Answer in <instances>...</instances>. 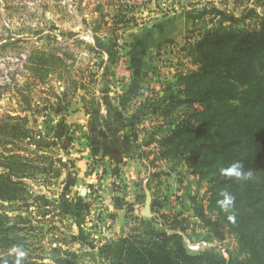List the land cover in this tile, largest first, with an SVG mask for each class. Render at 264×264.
<instances>
[{
  "label": "rangeland",
  "instance_id": "1",
  "mask_svg": "<svg viewBox=\"0 0 264 264\" xmlns=\"http://www.w3.org/2000/svg\"><path fill=\"white\" fill-rule=\"evenodd\" d=\"M128 1L133 7V14L128 18L134 15L137 23L126 25L118 38H112L107 32L108 16L116 13L119 4L112 6L109 0H0V120L7 115L29 120L26 125L29 138L16 140L14 145L5 148L29 158L37 167L23 180L27 201L0 202V214L10 219V225L16 224L23 230L20 236L27 248L22 251L0 247V264H17L16 253H23L38 263L109 264L105 250L101 247L96 251L95 237L92 241L81 234L83 225L86 230H95L93 218L99 215L96 198L102 201L106 212L108 205L104 201L107 199L114 204L116 200L124 203L126 210L129 204L133 205V212L126 218V230L122 228L114 234V241L143 223L148 234L158 232L167 238L175 233L181 235L190 254L213 251L228 259L231 255L240 260L246 257L236 236L230 234L219 214L210 210L208 184L191 172L186 157L176 161L158 159L155 144L158 139L152 141V138L155 132L161 138L162 133L166 135L168 123L152 110L153 105L166 97V90L175 85L178 74L196 69L184 51L190 42L220 24L252 29L264 11L256 7V0ZM157 11L204 14L205 21L197 33L184 39L186 43L158 53L146 73L143 87L130 92L133 64L124 35L127 29L147 21ZM98 45L103 52L93 50ZM32 53L47 58L56 56L63 63L51 67L42 80L27 68L26 62ZM117 53L129 57L130 72L126 78L115 76ZM104 66L109 68L106 78L115 98L129 93L132 98L140 99L137 106L122 109V113H129L128 119L123 117V126L136 128L132 129L134 134L137 130L145 134L141 143L145 158L143 163L128 160L122 169L109 161L95 162L89 158V167L95 173L100 171L95 174L96 184H87L84 193L74 190L72 195L68 193L69 186H76L79 181L75 162L89 138L86 125L80 120L68 122V118L78 111L90 116L87 111L92 108L96 80ZM26 98H29V107ZM136 120V123L142 120L139 123L142 129L134 123ZM4 141L0 134V174L4 172L1 155H10L5 152ZM131 168L133 176L129 173ZM145 188L153 199L151 219L142 215ZM112 214L108 215L111 219L115 217ZM164 216L167 225L162 224ZM19 217L26 225L18 224ZM103 242L107 245L108 241Z\"/></svg>",
  "mask_w": 264,
  "mask_h": 264
},
{
  "label": "trees",
  "instance_id": "2",
  "mask_svg": "<svg viewBox=\"0 0 264 264\" xmlns=\"http://www.w3.org/2000/svg\"><path fill=\"white\" fill-rule=\"evenodd\" d=\"M109 1L112 6L119 4V8L108 16L107 32L118 38L123 27L137 22L134 15L128 18L133 14L131 1ZM254 4L264 11V0ZM102 49L100 45L93 47L98 52ZM184 51L196 69L178 74L175 85L166 90V97L153 105V114L168 123L166 135L155 141L158 159L176 161L186 157L191 172L208 184L210 210L217 212L230 234L236 236L246 257L240 260L231 255L228 259L213 251L190 254L181 235L167 238L158 232L148 234L141 223L140 228L130 229L126 236L104 247L105 260L109 264H264V15L258 17L252 29L214 26ZM62 63L56 56L32 53L26 65L36 78L45 80L49 69ZM28 99L25 101L29 107ZM93 106L94 99L87 111L91 116ZM1 121L4 148L29 138L27 117L7 115ZM5 152L10 155H1L4 172L0 174V202H25L23 180L37 167L17 152L13 154L7 148ZM137 156L145 158L142 153ZM233 164L240 166L239 179L221 171ZM226 195L232 198L227 208L221 205ZM117 205L125 207L124 203ZM127 207L126 218L133 212V205ZM18 220L19 225H26L21 217ZM162 224H168L166 216ZM18 227L0 214V247L26 251L20 236L23 230ZM15 255L17 264H54L31 261L23 253Z\"/></svg>",
  "mask_w": 264,
  "mask_h": 264
},
{
  "label": "crops",
  "instance_id": "3",
  "mask_svg": "<svg viewBox=\"0 0 264 264\" xmlns=\"http://www.w3.org/2000/svg\"><path fill=\"white\" fill-rule=\"evenodd\" d=\"M187 10L189 11L190 9ZM200 11L201 9H198V12ZM204 21V14L192 15L185 12L161 14L160 11H157L147 21H141L138 26L127 29L124 35V42L128 46L133 64V81L129 91L137 90L139 86L143 87L146 73L149 71L150 65L153 62L152 60L156 58L158 53H165V51L170 50L171 47L181 42L186 43L184 39L193 36L194 32L197 33L196 30ZM105 56L108 60V55L105 54ZM106 70L107 67H102L96 80L93 115L86 116L83 111H78V113L68 118V122L80 120V123L86 125L89 138L87 146L81 148L83 149V153H79L81 156L75 162L76 168L79 171V181L76 186L72 185L70 187L69 182L66 185L69 186L68 193L72 195L74 194L72 193L74 190L84 193L87 184H96L95 174L100 171L96 170L95 173V170L89 167L87 163L89 158H99L104 163L109 161L113 165L121 167V169L123 168V164L128 162V160H133V162L140 161L141 163L144 161L138 159L137 154L142 153L141 151L144 147L141 146V143L145 134L138 130L134 134L132 129L136 130V128L123 126V117L128 119L129 113L126 111L122 113L123 108L128 109L129 106L135 104L137 106L140 99L132 98L129 93H126L121 98H115L107 83ZM136 122L137 120L134 123ZM138 122L140 123L142 120ZM139 123L136 124L139 129H142L143 126ZM163 134L165 135V133H162V136H164ZM154 137L152 141L161 138L156 132ZM123 171L126 172L128 170L124 168ZM132 171L133 169L131 168L129 173L133 176ZM105 202L108 205L105 225L108 229L107 243L109 244L111 241H114V234L119 233L120 229L124 228L126 230V225L128 224L126 220L127 210L125 207L120 209L116 201L115 204L114 201H110L109 199ZM111 213L115 215L113 219L108 216ZM87 230L83 225L81 234L91 240L94 237L93 240L97 239L96 229L92 232L91 230ZM104 245L101 242L98 243L96 240V251L100 250L101 247V249H104Z\"/></svg>",
  "mask_w": 264,
  "mask_h": 264
},
{
  "label": "built area",
  "instance_id": "4",
  "mask_svg": "<svg viewBox=\"0 0 264 264\" xmlns=\"http://www.w3.org/2000/svg\"><path fill=\"white\" fill-rule=\"evenodd\" d=\"M133 2L140 3L142 2V0H135V1L133 0ZM118 58L119 59L115 64V68H114L115 76L117 78H126L129 76V72H130L128 69L129 57L127 55L119 53ZM167 74H169V72H167ZM164 78L165 77H163V79ZM157 88L158 89L160 88V84H158ZM101 203L102 201L99 198L98 199L96 198V208L99 207V209L96 211L98 212L99 215L93 218L92 226L96 229V236H97L96 240L98 241V243L101 242L105 244L103 240H108L107 227L104 222V219H106V209L103 207V204Z\"/></svg>",
  "mask_w": 264,
  "mask_h": 264
},
{
  "label": "clouds",
  "instance_id": "5",
  "mask_svg": "<svg viewBox=\"0 0 264 264\" xmlns=\"http://www.w3.org/2000/svg\"><path fill=\"white\" fill-rule=\"evenodd\" d=\"M223 174L228 176H234L236 178H241L242 172L240 171V166L238 164H233L226 169L221 170ZM232 203V198L230 196H225V199L221 202L222 207L227 208L228 205Z\"/></svg>",
  "mask_w": 264,
  "mask_h": 264
},
{
  "label": "water",
  "instance_id": "6",
  "mask_svg": "<svg viewBox=\"0 0 264 264\" xmlns=\"http://www.w3.org/2000/svg\"><path fill=\"white\" fill-rule=\"evenodd\" d=\"M145 193H146V203H145V208L142 211V215L145 218L151 219L153 217L152 214L153 199L148 188H145Z\"/></svg>",
  "mask_w": 264,
  "mask_h": 264
}]
</instances>
